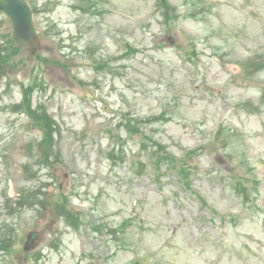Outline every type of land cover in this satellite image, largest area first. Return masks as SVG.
Here are the masks:
<instances>
[{
	"label": "rangeland",
	"instance_id": "rangeland-1",
	"mask_svg": "<svg viewBox=\"0 0 264 264\" xmlns=\"http://www.w3.org/2000/svg\"><path fill=\"white\" fill-rule=\"evenodd\" d=\"M28 1L36 54L0 12V264H264V0Z\"/></svg>",
	"mask_w": 264,
	"mask_h": 264
},
{
	"label": "water",
	"instance_id": "water-1",
	"mask_svg": "<svg viewBox=\"0 0 264 264\" xmlns=\"http://www.w3.org/2000/svg\"><path fill=\"white\" fill-rule=\"evenodd\" d=\"M0 10L11 20L12 38L15 43L30 53H36L40 36L36 31L33 12L27 0H0ZM24 108L23 103H14L10 107L13 112H18ZM37 236V232L30 233L26 243L28 249L34 247Z\"/></svg>",
	"mask_w": 264,
	"mask_h": 264
},
{
	"label": "trees",
	"instance_id": "trees-1",
	"mask_svg": "<svg viewBox=\"0 0 264 264\" xmlns=\"http://www.w3.org/2000/svg\"><path fill=\"white\" fill-rule=\"evenodd\" d=\"M44 116H46V115H44ZM39 122H41L42 120H43V117H42V115H39ZM42 125H44V128H45V130L48 132V131H51V128H52V124L50 123V122H45L44 124H42ZM49 137V136H48ZM51 143V142H50ZM22 201H23V199L22 200H20V202L22 203ZM29 202V201H28ZM30 203V202H29Z\"/></svg>",
	"mask_w": 264,
	"mask_h": 264
}]
</instances>
